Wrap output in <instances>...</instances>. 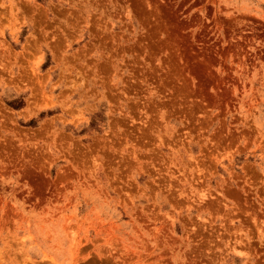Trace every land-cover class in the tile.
I'll list each match as a JSON object with an SVG mask.
<instances>
[{"label": "rangeland", "instance_id": "obj_1", "mask_svg": "<svg viewBox=\"0 0 264 264\" xmlns=\"http://www.w3.org/2000/svg\"><path fill=\"white\" fill-rule=\"evenodd\" d=\"M0 264H264V0H0Z\"/></svg>", "mask_w": 264, "mask_h": 264}]
</instances>
